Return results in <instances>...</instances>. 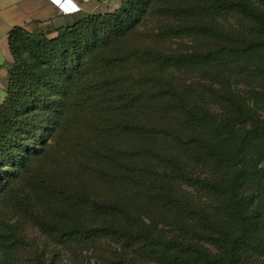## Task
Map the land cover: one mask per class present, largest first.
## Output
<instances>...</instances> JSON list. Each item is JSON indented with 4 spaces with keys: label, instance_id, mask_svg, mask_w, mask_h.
<instances>
[{
    "label": "trees",
    "instance_id": "1",
    "mask_svg": "<svg viewBox=\"0 0 264 264\" xmlns=\"http://www.w3.org/2000/svg\"><path fill=\"white\" fill-rule=\"evenodd\" d=\"M9 42L0 264H264V0H126Z\"/></svg>",
    "mask_w": 264,
    "mask_h": 264
},
{
    "label": "crops",
    "instance_id": "2",
    "mask_svg": "<svg viewBox=\"0 0 264 264\" xmlns=\"http://www.w3.org/2000/svg\"><path fill=\"white\" fill-rule=\"evenodd\" d=\"M71 1L81 7L80 12L62 15L49 0H0V105L6 98L9 71L14 64L10 32L21 27L29 32L48 30L54 36L58 28L72 25L76 22L73 21L76 15L86 9L87 0ZM122 2H119L117 9Z\"/></svg>",
    "mask_w": 264,
    "mask_h": 264
},
{
    "label": "rangeland",
    "instance_id": "3",
    "mask_svg": "<svg viewBox=\"0 0 264 264\" xmlns=\"http://www.w3.org/2000/svg\"><path fill=\"white\" fill-rule=\"evenodd\" d=\"M119 2L122 0H87L85 4L84 11L73 19V21H77L83 19L84 17L90 14H99V13H107L117 10V6ZM125 2V1H124ZM123 3V2H122ZM235 22V21H233ZM42 32H50L48 30H42ZM240 88H244V86L240 85ZM264 167V163L262 165ZM32 235V233H31ZM81 258L75 259L73 256H69V259H65V264H81ZM83 264H105L99 260H97L96 256L92 253L85 254L83 257Z\"/></svg>",
    "mask_w": 264,
    "mask_h": 264
},
{
    "label": "built area",
    "instance_id": "4",
    "mask_svg": "<svg viewBox=\"0 0 264 264\" xmlns=\"http://www.w3.org/2000/svg\"><path fill=\"white\" fill-rule=\"evenodd\" d=\"M54 4L62 15L76 14L81 11V7L71 0H49Z\"/></svg>",
    "mask_w": 264,
    "mask_h": 264
}]
</instances>
